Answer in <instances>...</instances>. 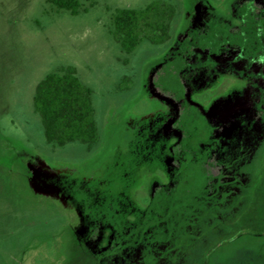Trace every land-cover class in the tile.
<instances>
[{"label": "rangeland", "instance_id": "obj_1", "mask_svg": "<svg viewBox=\"0 0 264 264\" xmlns=\"http://www.w3.org/2000/svg\"><path fill=\"white\" fill-rule=\"evenodd\" d=\"M80 1L0 0V264H264V0H164L169 37L131 51L113 13L155 0ZM68 64L92 148L33 104Z\"/></svg>", "mask_w": 264, "mask_h": 264}, {"label": "trees", "instance_id": "obj_2", "mask_svg": "<svg viewBox=\"0 0 264 264\" xmlns=\"http://www.w3.org/2000/svg\"><path fill=\"white\" fill-rule=\"evenodd\" d=\"M51 1L73 14L78 13L82 5L80 0ZM174 10L173 5L164 0H155L142 8L119 7L113 13V27L110 30L127 51L135 49L145 38L154 43L163 42L169 37ZM240 77L242 78L241 75ZM93 92V88L82 81L73 64L51 70L38 81L33 104L41 117L47 142L65 145L80 141L89 148L98 142L99 126ZM189 165L191 164L186 161L187 168ZM190 184L183 182L181 190L184 192L177 193L180 196H175L173 202L178 200L182 204L186 203ZM185 192L188 195L186 197ZM173 210L175 211L174 206L171 205L167 213H173ZM185 210L188 211V208L183 205L180 211L188 214ZM121 229L125 230L124 226Z\"/></svg>", "mask_w": 264, "mask_h": 264}]
</instances>
